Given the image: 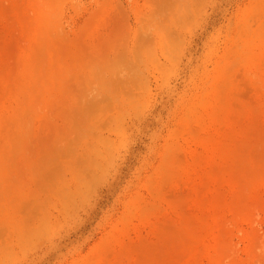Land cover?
<instances>
[{"label":"rangeland","instance_id":"1","mask_svg":"<svg viewBox=\"0 0 264 264\" xmlns=\"http://www.w3.org/2000/svg\"><path fill=\"white\" fill-rule=\"evenodd\" d=\"M0 264H264V0H0Z\"/></svg>","mask_w":264,"mask_h":264}]
</instances>
